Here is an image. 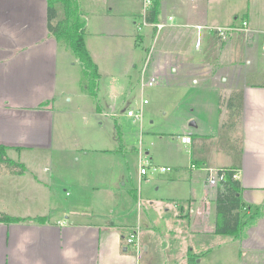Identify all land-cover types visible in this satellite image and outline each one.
I'll use <instances>...</instances> for the list:
<instances>
[{
  "label": "crops",
  "instance_id": "obj_1",
  "mask_svg": "<svg viewBox=\"0 0 264 264\" xmlns=\"http://www.w3.org/2000/svg\"><path fill=\"white\" fill-rule=\"evenodd\" d=\"M1 1L0 149L24 171L13 173L0 161V212L21 219L0 221V264H138L123 232L126 226L137 231L135 225L90 221L93 216L80 205L81 190L77 187L71 196L53 174L57 156L70 161L89 152H117V109L133 84L145 87L147 75L167 86L203 82L211 87L219 135L183 134L191 138V176L207 161L212 146L207 142L221 138L215 150L226 160L216 168L236 169L242 204L264 200V0H158L156 21L140 28L141 0H80L86 14L84 42L99 73L95 96L72 70L79 63L73 53L48 35L46 0ZM226 27L250 34L227 32L220 42L216 29ZM209 73L211 78L202 81ZM237 90L243 91L241 110L230 125L227 103ZM105 116L117 129L111 146L77 130L78 124L88 125L90 118L100 124ZM198 141L201 146L195 145ZM205 178L166 182L172 185L170 195L187 205L181 203L172 229H160L154 218L145 217L137 194L128 190L140 212L137 241L143 252L154 250L153 264H196L211 250L201 246L203 236L225 235V242L237 247L239 262L264 264L262 223L246 228L242 219L237 235L214 232L215 204L226 197L221 182L213 185ZM72 184L105 193L111 188ZM149 231L153 234L147 236ZM176 238H182L181 250Z\"/></svg>",
  "mask_w": 264,
  "mask_h": 264
},
{
  "label": "rangeland",
  "instance_id": "obj_2",
  "mask_svg": "<svg viewBox=\"0 0 264 264\" xmlns=\"http://www.w3.org/2000/svg\"><path fill=\"white\" fill-rule=\"evenodd\" d=\"M228 32L240 33L239 37L250 34L241 29ZM226 35L225 32L223 38L218 36L220 42L224 41ZM260 51H262L261 47ZM78 65L79 63L72 70L81 74V85L85 86L86 80L80 73ZM211 75L209 73L207 77L203 75L200 78L205 81L210 79ZM156 79L152 86L145 85L142 89L139 84H133L128 91L126 102L117 109L119 114L114 118L121 132V146L117 148L115 154L98 155L89 152L70 161L57 156L56 170L53 174L54 182H59L61 190L65 189V192L71 196L77 187L81 190L84 200H81L83 203L80 205L82 209L85 208L86 213L93 216V220L91 218L90 221L109 224L114 221L119 224L135 225L134 229L137 228L139 235L142 230L136 219L139 211L143 214L146 212L145 217L149 215L154 218L160 229L173 228L170 226L175 224L182 202L170 195L173 190L172 185L166 182H204L205 177L208 181L209 175L215 176L216 172L222 169L216 167L226 160L222 153L215 150V144H221L222 139H211L207 142L208 147L212 146L207 153L206 163L200 168L197 167V172L191 176V144L181 143L180 136L185 133L211 134V137L219 135L213 90L203 82H191L185 86H167ZM128 108L133 109L136 114L140 112V117L127 116ZM100 121L99 124L96 119L90 118L88 125L78 124L77 130L89 137L88 139L100 140L109 147L117 135L116 125L111 117H102ZM190 121H194L197 128L189 126ZM195 145L202 144L198 141ZM142 167L145 169L143 174L140 173ZM161 167L170 169L161 171ZM73 182L94 186L106 183L110 184L111 188L105 193L100 187L95 190L82 188L72 184ZM189 186V183L185 184L186 191ZM128 190H133L137 194L139 211L134 193L132 195ZM131 204L134 205L128 209ZM186 206L183 205L184 208ZM244 207L242 219L246 223L245 227L251 228L262 223L260 227L264 229V200L257 204H243ZM91 209L94 214L90 213ZM131 231L133 229L126 226L123 231L127 233L125 237ZM148 233L153 234L152 231L145 234L148 236ZM206 238L203 236L201 246L211 250L196 264H242L238 260L237 247L233 246L231 241L225 242L228 240L227 236L212 235ZM182 243V238H176L174 242L179 250ZM130 249L138 255V264H153L154 257L151 252L154 250L147 255L143 252L139 241L137 247L130 245ZM263 256L264 254L260 257ZM176 264L186 263L181 261Z\"/></svg>",
  "mask_w": 264,
  "mask_h": 264
},
{
  "label": "trees",
  "instance_id": "obj_3",
  "mask_svg": "<svg viewBox=\"0 0 264 264\" xmlns=\"http://www.w3.org/2000/svg\"><path fill=\"white\" fill-rule=\"evenodd\" d=\"M46 27L49 36L69 49L79 64L82 66L85 86L89 94L96 95L99 73L97 66L91 58L84 42L85 11L80 0H46ZM159 13V1L153 0L147 12V21L154 22ZM243 91H233L228 99L229 124L234 125L235 119L240 114ZM227 120V121H228ZM227 123V124H228ZM223 125H226L224 123ZM0 161L13 173L21 174L24 167L7 158L0 149ZM226 177L222 182L226 201L215 204L216 221L214 232L217 234H239L243 221L241 210V186L237 178H233L235 168H222ZM19 217L9 216L0 212V221L16 222Z\"/></svg>",
  "mask_w": 264,
  "mask_h": 264
},
{
  "label": "built area",
  "instance_id": "obj_4",
  "mask_svg": "<svg viewBox=\"0 0 264 264\" xmlns=\"http://www.w3.org/2000/svg\"><path fill=\"white\" fill-rule=\"evenodd\" d=\"M152 2H153V0H141V10L139 12V16L141 18V23H137L136 24V27L137 28H140V25L141 24L142 25L147 24V12H148L149 8L151 7ZM245 26H246V22L243 21L242 22V27H245ZM234 29H240V28L239 27L218 28V29H216V32H217V34L219 36H221L223 38L225 32L227 33L228 31L234 30ZM155 79L156 78L153 77V76L149 77L147 79L145 85H149V86L153 85ZM145 102L146 101L144 100L143 103H145ZM126 113H127L128 116H135V117H138V118L140 117V112L138 114H136V112H134L133 109H128ZM180 140L184 144H190V142H191V138H190L189 135H183V136H181L180 137ZM169 169H170L169 167H166V168L165 167H161L160 170L161 171H165V170H169ZM140 173L141 174L145 173V169L143 167L140 169ZM232 176H233V178H237L238 179V175H237V171L236 170H234V173H233ZM225 177H226V171L223 170V169H220V170H218L216 172V175L215 176H213V175L211 176V174H210L208 181H209L210 184L215 185V184H217L219 182L222 183L223 180L225 179ZM124 240H125V242H126L127 245H132V246L137 247L138 246L137 231L136 230L131 231L128 234V236L124 238Z\"/></svg>",
  "mask_w": 264,
  "mask_h": 264
},
{
  "label": "water",
  "instance_id": "obj_5",
  "mask_svg": "<svg viewBox=\"0 0 264 264\" xmlns=\"http://www.w3.org/2000/svg\"><path fill=\"white\" fill-rule=\"evenodd\" d=\"M191 124H192V125H195V123H194L193 121L191 122Z\"/></svg>",
  "mask_w": 264,
  "mask_h": 264
}]
</instances>
